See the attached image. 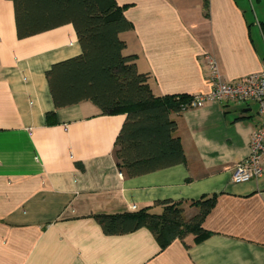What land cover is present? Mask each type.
Returning a JSON list of instances; mask_svg holds the SVG:
<instances>
[{
    "label": "crops",
    "instance_id": "crops-1",
    "mask_svg": "<svg viewBox=\"0 0 264 264\" xmlns=\"http://www.w3.org/2000/svg\"><path fill=\"white\" fill-rule=\"evenodd\" d=\"M117 1L133 24L126 51L157 95L210 92V59L225 83L264 73V0ZM81 52L71 23L19 38L14 4L0 0V264H264V174L233 180L262 122L259 103L182 110L186 162L129 177L114 153L125 114L91 101L55 108L46 72ZM204 195L216 199L199 242L188 234L162 248L147 227L108 234L96 217L164 200L191 216Z\"/></svg>",
    "mask_w": 264,
    "mask_h": 264
},
{
    "label": "trees",
    "instance_id": "trees-1",
    "mask_svg": "<svg viewBox=\"0 0 264 264\" xmlns=\"http://www.w3.org/2000/svg\"><path fill=\"white\" fill-rule=\"evenodd\" d=\"M19 38H27L65 24H73L81 54L54 63L46 72L55 108L91 101L103 114H125L117 137L115 156L119 169L129 177L186 162L174 115L193 96L157 95L151 74L137 66V55L128 53L122 34L133 29L126 5L117 0H11ZM56 123L55 111L47 113ZM216 195H204L192 205L198 213L187 217L182 201L164 200L160 210L146 207L135 212L99 214L104 232L120 234L149 228L162 248L188 234L199 242L210 235L203 227Z\"/></svg>",
    "mask_w": 264,
    "mask_h": 264
},
{
    "label": "built area",
    "instance_id": "built-area-1",
    "mask_svg": "<svg viewBox=\"0 0 264 264\" xmlns=\"http://www.w3.org/2000/svg\"><path fill=\"white\" fill-rule=\"evenodd\" d=\"M214 85L208 93H198L193 96L191 102L185 106L200 107L206 102L215 99L235 100L246 102L254 100L259 103V112L262 115V122L252 134L250 140V154L246 159L235 166L233 180L244 182L253 179H259L264 174V73L255 72L237 83H225L221 80L213 59Z\"/></svg>",
    "mask_w": 264,
    "mask_h": 264
},
{
    "label": "rangeland",
    "instance_id": "rangeland-1",
    "mask_svg": "<svg viewBox=\"0 0 264 264\" xmlns=\"http://www.w3.org/2000/svg\"><path fill=\"white\" fill-rule=\"evenodd\" d=\"M190 212V211H189ZM192 212V211H191ZM185 214V216H187V217H190V215H189V213H184ZM192 216V215H191Z\"/></svg>",
    "mask_w": 264,
    "mask_h": 264
}]
</instances>
